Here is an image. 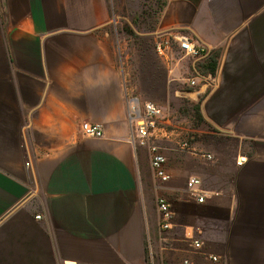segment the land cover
<instances>
[{
	"label": "crops",
	"instance_id": "crops-1",
	"mask_svg": "<svg viewBox=\"0 0 264 264\" xmlns=\"http://www.w3.org/2000/svg\"><path fill=\"white\" fill-rule=\"evenodd\" d=\"M120 1L0 0V264H264V0H159L138 45L171 34L210 54L199 71L178 57L140 61L133 87ZM142 79L162 108L170 85H187L172 96L197 103L214 129L191 150L159 148L167 183L150 148L130 142L127 96L143 100ZM85 122L103 137H83ZM190 177L202 204L187 199ZM159 198L174 212L166 231Z\"/></svg>",
	"mask_w": 264,
	"mask_h": 264
},
{
	"label": "rangeland",
	"instance_id": "rangeland-1",
	"mask_svg": "<svg viewBox=\"0 0 264 264\" xmlns=\"http://www.w3.org/2000/svg\"><path fill=\"white\" fill-rule=\"evenodd\" d=\"M160 7L161 3L159 0H122L119 2V9H115V12H119L120 15L119 24L117 25L120 32L119 37L121 42L125 43L120 52V62L125 64L127 69L125 73L129 76L128 80H130L129 85L131 87L140 83V73L137 67L139 62L151 60L157 56L154 55L156 54L154 42L146 46H139L138 39L143 38V31L149 30L156 25ZM187 61H190L199 71L198 67L201 62H195L191 59H187ZM143 82L145 90L143 100H150L162 108L163 93L159 89L149 88L147 81L143 80ZM170 87L169 91L172 95L176 90L189 89L187 85L184 86L181 83L170 85ZM172 95L169 93L167 104L165 108L161 109L163 117L159 123V134H162V136L153 143L161 148L168 141V144H175L180 150H182L181 146L183 144H187V147L183 150H191L194 148V143L199 133H214V129L202 118V115L198 117L200 113L196 109L197 103H192L182 96L174 97ZM164 133L167 134L163 135Z\"/></svg>",
	"mask_w": 264,
	"mask_h": 264
},
{
	"label": "built area",
	"instance_id": "built-area-1",
	"mask_svg": "<svg viewBox=\"0 0 264 264\" xmlns=\"http://www.w3.org/2000/svg\"><path fill=\"white\" fill-rule=\"evenodd\" d=\"M173 43H176V48H173ZM156 55L165 61H172L179 57L180 59H191L195 62L205 60L209 54V49L200 45L186 36L165 34L155 44ZM190 87L197 85L195 80L189 81ZM128 105V122L131 128V144L136 149L138 146H147L151 152V167L157 179L162 183H167L171 176L166 171V158L161 154L159 147L154 145V141L161 137L159 134V123L162 120L163 113L161 108L152 101L141 100L138 97L127 96ZM80 134L86 138H102L103 130L100 125L85 122L81 125ZM187 144H183L181 149H185ZM211 159V156H207ZM245 156L239 157L237 166H242L247 163ZM29 166V163H27ZM186 196L189 201L202 204L206 199V191L202 187L201 179L190 177L186 184ZM158 211L160 214V229L162 231L169 230L173 224L174 212L171 205L164 199L159 198L157 202ZM40 216H37L39 218ZM190 245L195 251L202 249L200 240H192ZM211 261H218L217 257L205 256ZM182 264H194L189 260H184Z\"/></svg>",
	"mask_w": 264,
	"mask_h": 264
},
{
	"label": "trees",
	"instance_id": "trees-1",
	"mask_svg": "<svg viewBox=\"0 0 264 264\" xmlns=\"http://www.w3.org/2000/svg\"><path fill=\"white\" fill-rule=\"evenodd\" d=\"M203 67L206 73H212V74H214L215 69H216V66L214 65V62L212 60L209 61L207 64H205ZM196 109H197V112L200 113V116L198 114V117H201L200 106L197 105Z\"/></svg>",
	"mask_w": 264,
	"mask_h": 264
}]
</instances>
